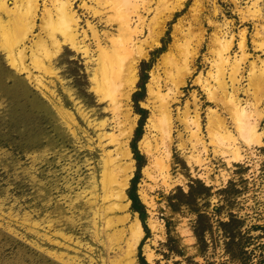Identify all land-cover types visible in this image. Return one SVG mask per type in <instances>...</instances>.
<instances>
[{
    "label": "rangeland",
    "instance_id": "obj_1",
    "mask_svg": "<svg viewBox=\"0 0 264 264\" xmlns=\"http://www.w3.org/2000/svg\"><path fill=\"white\" fill-rule=\"evenodd\" d=\"M15 1L8 0V5L13 7ZM176 1H183V7L166 21L158 43L144 46L147 52L137 62V80L129 98L121 95L123 90L112 89L121 112L113 109L114 99L106 91H95L91 78L94 62H87L88 58L68 45L52 59L54 73L31 66L30 48H36L33 43L39 36L45 37L41 18L47 10L54 12V0L38 1L35 26L25 41V63L31 75L14 67L0 47V264H115L122 257L107 247L104 220L101 215L94 216L104 204L102 158L105 151L115 149L102 133H120L114 118L117 114L125 132L134 121L127 140L133 163L126 187L129 203L126 211L117 213L139 218L128 197L136 179L135 191L144 205L148 229L143 228L134 264H141L140 255L148 264H264V73L260 81L252 79L264 70V0H132L136 3L132 26L139 23L142 27L136 39L150 40L154 22ZM195 1L200 3L196 10ZM111 2L99 7V15H93L88 9L95 5L93 0H72L80 18L79 39L87 30L85 43L93 59L98 48L87 22L96 26L108 45L104 33H119ZM106 17L113 19L106 22ZM181 19L180 45L164 62L161 56L168 51ZM218 39H232L230 59L223 64L214 52ZM188 42L189 47L197 48L196 55L184 84L169 103L172 139H161L159 102L149 97L148 84L153 71L161 80L162 93L172 87L181 45ZM236 64L237 96L246 109L253 111L256 104L260 112L254 118L260 134L247 141L238 134L222 104L208 98L211 91L223 94L217 82L222 72L227 89H232L229 75ZM140 107L145 112L138 127ZM195 107L206 150L200 144L191 146L190 130L178 119L186 108L192 116ZM209 110L225 117L237 140L236 154L219 147L213 151L215 144L207 129ZM134 138L143 155L138 174L131 147ZM143 140H149V152ZM197 157L202 159L200 165L195 162ZM162 172H166L165 178ZM200 183L209 188L206 193L200 191ZM191 184L192 194L188 193ZM94 194L97 198L92 202ZM199 213L206 215L201 240L194 233Z\"/></svg>",
    "mask_w": 264,
    "mask_h": 264
},
{
    "label": "bare ground",
    "instance_id": "obj_2",
    "mask_svg": "<svg viewBox=\"0 0 264 264\" xmlns=\"http://www.w3.org/2000/svg\"><path fill=\"white\" fill-rule=\"evenodd\" d=\"M38 1L39 0H16V4L13 7H10L8 5V0H0V47L5 50L10 63L14 67L19 70H28L30 75L32 74L30 67L25 63L28 48L25 41L33 32L35 26L36 13L39 6ZM93 1L95 2V5L92 7L88 6V9L91 10L93 15H99L101 13L99 7H105L109 0ZM111 1L110 8L112 11L114 9L116 13L114 14L116 15L119 33L116 34V36L110 32L104 33L105 37H109L110 45H108L105 41H102L96 26L87 22V26L91 31V36L98 48V54L96 53L97 57L93 59L91 49L88 44L85 43L87 30L82 31L81 35L83 36L79 39L80 18L73 10L72 0H54V12L49 13V10H47L43 13L41 18L42 25L40 27L45 30V37L48 42H46L47 40L44 36H37L38 39L36 41L34 40V43L32 42L36 48L32 49L29 47L30 51H32L30 54L31 66L39 69V71L42 70L46 73H54L51 68L52 59L60 53L64 45H68L70 49L81 53L83 54V57L88 58L87 62H94L95 67L92 69L91 78L96 84L94 87L96 92L98 90H104L110 95V99L112 98L113 100L114 97L112 94L115 90L112 92V89L123 90L121 95L127 100L137 80V62L139 57L143 54L145 55L147 52L144 50V46L151 47L153 44L158 43L159 36L163 31L166 21L172 16L175 10L183 7V1H176L172 6H166V11L161 19L154 22L148 33L150 34V40L144 39L143 41L136 39L139 33L142 32L141 25L137 23L132 26L134 24V21L132 22V14L133 12H136V3H131L132 0ZM17 2H19V4H17ZM199 4L198 1H195L193 7L194 10L199 7ZM52 15L54 16L53 19ZM109 17H106V22L113 19ZM181 31L182 19L179 20L177 26L174 27L173 41L170 44L168 51L161 56L162 61H169V59L173 57L174 54L172 52L180 45L178 43V35ZM59 35L61 38L58 37ZM103 42L106 44H102ZM199 42L200 39L198 38L194 45L198 46ZM218 42V47L215 48L214 52L223 64L230 59L229 50L232 45V39H218ZM181 46H183V48L181 47L182 51L181 54L179 52L180 55L178 59V62L180 60V63L175 66L176 78L174 79L172 87L166 93H162L159 83L161 80L153 71L148 84L149 97L157 98L159 102L157 105L160 115V123L158 126V130L160 131L159 134L162 136L161 139L167 138V140L170 141L172 139L173 120L169 103L170 100H174L179 88L184 84L186 76L190 73L197 49L192 46L189 47V42ZM240 47L244 50V41L240 42ZM177 51H180V49ZM238 65L239 64H236L234 66L229 75L232 89H227V82L224 80L222 72L220 76H217V82L219 86L222 87L223 94L219 96L216 92L211 91L208 94V98L213 100L216 104H222L223 108L230 115L234 126L238 129V134L247 141V139L255 136L258 137L260 134L254 119L260 112L255 107L256 104L253 106V111L246 109V106H243L241 100L237 96L238 88L235 87V82L238 81L236 77L239 70ZM263 73L264 70H262L260 74H254L252 79L260 81ZM170 77H172V75ZM170 80H173V78ZM113 103L115 104L113 109H117L116 112H119V102L114 99ZM209 112L211 115L208 114L207 129L210 142L215 144L213 151H217V147H219L223 149V151L236 154L238 152V147L235 146V141L237 140L232 135L233 133L231 134V131L228 129L225 117H221L220 114H217L216 110H209ZM255 112L256 114H254ZM128 114L129 113H127L126 116H128ZM188 115L189 111L188 108H186L178 119L184 124V127L190 130L189 140L191 146L196 148L197 145L200 144L203 147V150H206L207 145L205 140H203V137L200 135L201 125L198 108L195 107L192 116ZM114 118L120 129V133L118 135L108 134L106 132L102 133V135L108 140V143H113L115 145V149L105 151L102 158L100 183L103 191L102 199L104 204L101 206L100 213L97 212V210L94 211V216L97 217L101 215L103 218L102 220H104L102 230L108 240V244H106L107 247L110 250L116 249L117 252L122 255L119 260L115 259V264H134L137 246L143 237L144 230L139 218L135 216H132L133 218H131L129 214L118 215L117 213L119 211H126L129 203L126 195V187L131 177L133 163L130 149L127 146V140L131 134L134 121L132 123L130 122L131 125L125 132L124 129H122L119 114ZM100 125L104 126L105 120H102ZM144 139H146V137ZM185 142L186 141L184 140V142L181 143V147H185ZM143 144L148 151L150 149L149 140L144 141ZM166 155L169 156L168 151ZM195 162L200 165L202 159L197 157L195 158ZM164 166H167V164H164ZM165 170L167 171L166 167ZM162 175V178H165L164 176L166 175V172H162ZM92 196H94V200L92 201L94 202L97 195L94 194ZM94 224L96 225V221H94ZM65 262L68 261L65 260Z\"/></svg>",
    "mask_w": 264,
    "mask_h": 264
},
{
    "label": "trees",
    "instance_id": "obj_3",
    "mask_svg": "<svg viewBox=\"0 0 264 264\" xmlns=\"http://www.w3.org/2000/svg\"><path fill=\"white\" fill-rule=\"evenodd\" d=\"M138 111H139V113H141L138 127H141V123H142V119H143V114L142 113L145 112V109L140 107L138 109ZM135 141H136V138H134V140H133V142L131 144V147H132V152H133L134 158H135L136 163H137V169H138L137 170V174H138V171L140 170V168L143 165V162H142L143 155L137 149ZM135 185H136V179L132 182V186L129 189L128 197L131 200L132 209L139 213L140 221L142 222L144 230L147 232L148 229H147V227L145 225V222H144V220H145L144 205L141 203L138 195L136 194ZM192 187L193 186L191 184L190 191L188 192L190 194H192V191H193ZM199 187H200V191H202L204 193H206L209 190V188L207 186H205L203 183H200ZM203 218H206V215H204V213H199V215L197 217V220H196V226L197 227L194 228V233H195V236L197 237L198 240H201L203 238L204 231L206 230V228L202 226V219ZM140 261H141V264H148L141 255H140Z\"/></svg>",
    "mask_w": 264,
    "mask_h": 264
}]
</instances>
